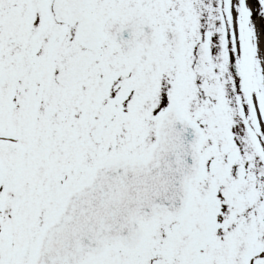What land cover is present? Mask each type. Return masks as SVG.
<instances>
[{
	"label": "flooded vegetation",
	"instance_id": "1",
	"mask_svg": "<svg viewBox=\"0 0 264 264\" xmlns=\"http://www.w3.org/2000/svg\"><path fill=\"white\" fill-rule=\"evenodd\" d=\"M136 23L144 32L129 55L126 30ZM239 33L234 0H0L1 232L12 244L0 264L37 263L41 236L61 208L54 194L59 183L68 194L100 166L146 161L139 151L118 154L106 146L119 149L140 129L155 132L146 145L152 148L169 105L203 132L199 181L211 182L203 185L204 196L231 204L237 183L247 191L264 159V127L253 122L260 101L245 85L244 64L218 59L221 50L233 52ZM204 47L209 70L202 75L191 65ZM84 51L94 59L78 79L62 84L58 74ZM56 162L68 172L42 173ZM69 163L81 167L74 172ZM210 255L202 254L199 264Z\"/></svg>",
	"mask_w": 264,
	"mask_h": 264
},
{
	"label": "water",
	"instance_id": "2",
	"mask_svg": "<svg viewBox=\"0 0 264 264\" xmlns=\"http://www.w3.org/2000/svg\"><path fill=\"white\" fill-rule=\"evenodd\" d=\"M198 139L191 123L170 112L151 162L102 168L74 195L46 238L40 264H73L93 247L113 241L132 246L138 219L148 211L183 212L198 171Z\"/></svg>",
	"mask_w": 264,
	"mask_h": 264
},
{
	"label": "rangeland",
	"instance_id": "3",
	"mask_svg": "<svg viewBox=\"0 0 264 264\" xmlns=\"http://www.w3.org/2000/svg\"><path fill=\"white\" fill-rule=\"evenodd\" d=\"M253 2L256 3L257 0L256 1L253 0ZM258 2H260V3H258V5H259L258 7L256 5H254V8L256 10H258V9L260 10V8H262L264 5V0H258ZM225 58H227V56L222 57L221 61H223ZM185 69H186V66L184 64L182 71ZM172 96H174V95H172ZM194 99L195 98L191 95V97L188 99L189 103L191 104L192 102H194ZM148 128L149 127H146L143 129L147 130ZM139 131H140V129H136L135 132H132V136L125 139V141L122 142V146H120L119 149H115V148L106 146L107 150H109V151H113V150L114 151L115 150L128 151L126 153H130V152L139 153L137 151L143 152V151L149 150L150 149L149 146L154 140L155 132H149V133L141 132L140 133ZM147 142H150L148 148L146 147ZM91 151L93 152L94 150H91ZM69 166H70V168H72V167H76V168L78 167L79 168V167H81V164L78 163V164L74 165V164L69 163ZM65 167H66L65 164H59L56 162V174H59V175L63 174L65 171ZM205 184L210 185L211 184L210 180L206 179L202 182H197V184H195L194 188L196 190V195H197V192H199L198 196H202L201 191L204 188L203 185H205ZM197 189H198V191H197ZM262 191H264V189H262ZM194 203H192L191 206H193ZM240 206H241V204L237 207L236 206L233 207V209L236 211V220L238 221V223L236 226L235 235L231 238L230 241H227V243L225 244L226 245V251H228V247L231 248L229 253H234L237 259H243L245 254L248 253L250 251V249H254L252 242H250V235L252 233H253V235H254V233H258L259 235L264 234V222H262L261 219H258V216H255V218H253V220H250L249 218L251 216V211L250 210H242V208H240ZM246 208L248 209V207H246ZM259 212L260 211L255 212V213H259ZM207 214H209V213L204 212L203 217H205V215H207ZM233 218H235V217L233 216L232 219ZM239 219H241L242 221H240ZM227 221L229 222L228 219H227ZM216 222H217V220L215 219L212 222V224H217ZM159 224H160V222H159ZM199 226L200 227L198 228V230L194 229L193 230L194 233L190 234L189 236L195 237L196 234L198 232H200L199 237L200 238L205 237V233L203 235L201 234V232L202 233L204 232L205 223L203 222ZM192 227H194V226H192ZM199 229H201V231ZM168 230H169V224L159 225V227L157 229H154L153 232L148 235L147 244H146L145 248L141 251L145 252V253H149V251H150V253H153L156 251L159 255L158 256L159 258H164L165 239L167 237ZM231 230H232V227H230V224H228L226 227H223L220 229L219 235H217L213 231V235H210L211 236L210 239H212L214 241V244H216L218 246L220 244L221 249L224 250V245L222 244V241L220 240V238H223V233L230 232ZM217 236H219L220 238L217 239L216 238ZM150 248H152V249L150 250ZM176 249H180V251L182 252L183 246L177 245ZM113 252L114 251H110V254L106 257V259L103 261L102 264H118V261L114 257ZM224 253H225V251H224ZM223 256H224V254H222V257ZM230 258H232V256H230ZM119 264H121V263L119 262ZM175 264H179V262L175 261ZM226 264H230V263H226ZM238 264H240V261H238Z\"/></svg>",
	"mask_w": 264,
	"mask_h": 264
},
{
	"label": "bare ground",
	"instance_id": "4",
	"mask_svg": "<svg viewBox=\"0 0 264 264\" xmlns=\"http://www.w3.org/2000/svg\"><path fill=\"white\" fill-rule=\"evenodd\" d=\"M246 26V62L251 79L252 96L262 97V110L264 112V36L255 31L252 24L244 20ZM252 28V29H251ZM242 38V35H241Z\"/></svg>",
	"mask_w": 264,
	"mask_h": 264
}]
</instances>
